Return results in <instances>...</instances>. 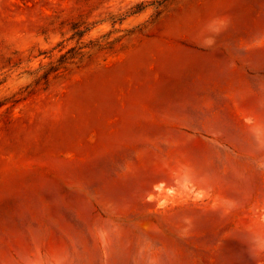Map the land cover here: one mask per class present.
Listing matches in <instances>:
<instances>
[{
    "label": "rangeland",
    "instance_id": "rangeland-1",
    "mask_svg": "<svg viewBox=\"0 0 264 264\" xmlns=\"http://www.w3.org/2000/svg\"><path fill=\"white\" fill-rule=\"evenodd\" d=\"M159 1L0 0V264H264V0Z\"/></svg>",
    "mask_w": 264,
    "mask_h": 264
},
{
    "label": "trees",
    "instance_id": "trees-1",
    "mask_svg": "<svg viewBox=\"0 0 264 264\" xmlns=\"http://www.w3.org/2000/svg\"><path fill=\"white\" fill-rule=\"evenodd\" d=\"M165 1H167V0H160L158 4L161 5V4H163ZM142 9H143V6H142L141 4H138V5L136 6L135 10L131 11V13H136V12L142 10Z\"/></svg>",
    "mask_w": 264,
    "mask_h": 264
}]
</instances>
